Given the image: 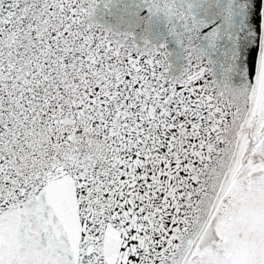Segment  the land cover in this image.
<instances>
[{
    "label": "snow or ice",
    "instance_id": "obj_1",
    "mask_svg": "<svg viewBox=\"0 0 264 264\" xmlns=\"http://www.w3.org/2000/svg\"><path fill=\"white\" fill-rule=\"evenodd\" d=\"M0 264H264V0H0Z\"/></svg>",
    "mask_w": 264,
    "mask_h": 264
}]
</instances>
